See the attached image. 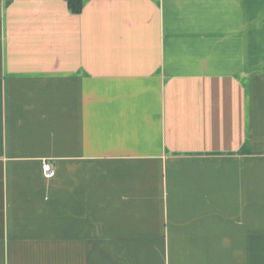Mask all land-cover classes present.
<instances>
[{
	"label": "crops",
	"instance_id": "crops-1",
	"mask_svg": "<svg viewBox=\"0 0 264 264\" xmlns=\"http://www.w3.org/2000/svg\"><path fill=\"white\" fill-rule=\"evenodd\" d=\"M0 264H264V0H0Z\"/></svg>",
	"mask_w": 264,
	"mask_h": 264
},
{
	"label": "built area",
	"instance_id": "built-area-1",
	"mask_svg": "<svg viewBox=\"0 0 264 264\" xmlns=\"http://www.w3.org/2000/svg\"><path fill=\"white\" fill-rule=\"evenodd\" d=\"M42 169H43L45 177L47 178H52L56 174L53 164L50 161H43Z\"/></svg>",
	"mask_w": 264,
	"mask_h": 264
},
{
	"label": "trees",
	"instance_id": "trees-1",
	"mask_svg": "<svg viewBox=\"0 0 264 264\" xmlns=\"http://www.w3.org/2000/svg\"><path fill=\"white\" fill-rule=\"evenodd\" d=\"M69 7L74 12L82 11V0H68Z\"/></svg>",
	"mask_w": 264,
	"mask_h": 264
}]
</instances>
